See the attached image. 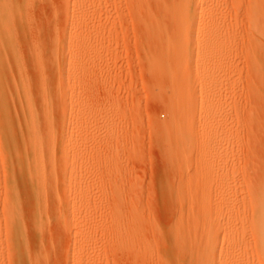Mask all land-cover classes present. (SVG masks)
<instances>
[{
    "label": "rangeland",
    "instance_id": "rangeland-1",
    "mask_svg": "<svg viewBox=\"0 0 264 264\" xmlns=\"http://www.w3.org/2000/svg\"><path fill=\"white\" fill-rule=\"evenodd\" d=\"M173 1L179 0H7L34 110L31 116L21 112L13 130L21 146L27 147L34 133L46 141L53 134L55 141L39 153L44 161L41 182L51 186L42 204L16 173L22 224L18 246L10 241L14 201L6 194L13 154L0 124V264H72L76 252L85 250L86 264H181L169 235L177 216L198 218L186 239L191 249L203 246L209 227L221 228L218 225L227 223L234 209L241 210L237 220L250 225L251 197L259 191L264 195V47L263 52L254 48L253 25L259 20L264 31V6L257 19L259 8L252 0H218L219 19L229 21L232 40L224 58L229 84L223 89L228 96L223 122L228 130L201 139L191 121L184 124V145L167 135L170 87L159 79L156 62L157 49L175 27L168 14ZM71 36L75 45L68 54ZM254 51L260 52L258 63ZM10 61L9 73L14 75ZM76 65L82 71L73 74L68 90L66 75ZM11 75L6 83L12 82ZM60 80L63 86L57 90ZM49 95L56 106L48 128L44 102ZM11 109L16 118L19 107L12 102ZM75 124L73 147L65 153V134ZM79 142L86 146L82 152ZM183 153L188 161L179 164L175 157ZM80 192L90 209L82 208L75 216L72 207ZM114 211L119 215L113 220ZM220 211L223 215L215 217ZM116 224L121 232L115 235ZM136 225L141 226V243L145 241L141 247L139 240H130ZM83 230L84 239L79 238ZM117 240L126 243L125 250ZM241 261L258 262L252 256Z\"/></svg>",
    "mask_w": 264,
    "mask_h": 264
},
{
    "label": "bare ground",
    "instance_id": "bare-ground-1",
    "mask_svg": "<svg viewBox=\"0 0 264 264\" xmlns=\"http://www.w3.org/2000/svg\"><path fill=\"white\" fill-rule=\"evenodd\" d=\"M6 2L7 0H3L0 2V78H2V80L4 79V81L0 82V124L7 132L6 144L8 146V151H11L13 154L11 171H9V175L7 174V178L9 180V182H7L9 183V185L7 186H9V188L6 187V194H9L10 198L12 199V202L14 201L16 203L13 202V207L11 206L10 209V217L12 221L9 233L12 234L11 231L14 232L12 237L9 235L8 236L11 237V242L16 241V244L18 245L19 241L21 240V236L18 233L20 232L19 229L22 224H20L21 226H19V223L21 222H18V217H20V210L18 207L19 202H17L18 190H16V173L18 172V174L25 180L26 184H28V189L31 190V193H34L37 201L42 204L44 197H46L45 195L49 193L51 186H49L48 183L41 182V180L44 178V161L43 156H41L39 153H41V151L45 149V147L52 146L54 144L55 137H53V134L52 136L50 134V141H46V138L44 136L38 137L36 133H34L33 135H31V143L26 147L21 146L17 137V133L13 130L15 122L21 115V112L23 113V116H31L34 114V110L30 94L28 93V79L26 77L25 69L21 61L22 58H19L20 54L18 52L17 42L18 37L14 36L12 32L13 15L10 14L6 9ZM252 2L253 7L255 6L259 8V12H256L257 9L255 11V14L258 15L255 16L258 19L260 14H264V11L261 12V10L264 8L260 9L264 6V0H252ZM218 5H220L218 4V0H179L177 2L173 1L172 5H169L170 7L168 6V14H170L169 17L174 23V25L172 24L173 27H175L172 31L166 34L164 38V44L160 49H157L159 51L157 52L154 49L156 51V62L159 71L156 68L155 69L159 72L160 75V78L159 76L158 78L161 80L163 79V83H166L165 85H169L170 87L169 89H166L170 92V94L167 93L169 97L167 96L165 91H162L168 97V110L172 115L170 127L167 126V128H169V130L167 129L169 132L168 134L166 132L164 133L169 136H173L175 140L182 142L184 145L187 144V139L184 135V126L186 124H190L191 121L195 123L196 129L199 131L201 139L208 135L213 136L215 134L226 132V130H228V126L225 124L226 122H223V119H225L223 118V113H225L224 106L227 104L228 101L226 97H224L227 95L223 94V89H226L228 87L226 86V84L228 83L227 78L224 76L225 72L227 71V67H225L224 58H226L227 56V51L232 44V40L229 35V27L227 26V22L229 21L225 19H219V17L221 18V16L219 15L217 9ZM76 21L77 20H73V23L76 24ZM253 21L254 29L256 30V33H254V48H256L257 46V48L259 47L258 50L260 49V51L263 52L262 49L264 47V31L261 30V26V28L258 26V24L260 23L259 20ZM166 30H169L168 27ZM165 32L166 31H164V33ZM73 40L74 38L71 36L67 48L68 54L74 49L75 43H73ZM159 47L160 46H158V48ZM259 54L260 52L256 53V57L258 58L255 57L256 60H254L257 63L259 62L258 59H260ZM9 60H14V75H11L9 73ZM260 61L262 62V60ZM152 63L154 62H150V65H152ZM257 63L255 64V67H257L258 69L259 66L257 65ZM151 67L154 72L155 69L153 68V66ZM74 68L75 69L70 68V70L67 72L66 76L68 85L73 74L76 72L78 73L79 70L82 71L80 65H76ZM157 71H155L154 74H158ZM63 72L65 73V71L62 69L61 76L64 77L65 74ZM8 74L11 75V83H6L5 81L6 78H9ZM61 76H59L60 79ZM228 80H232V78ZM59 83L60 86H58L57 90H59V88L62 89L63 86L61 80L59 81ZM155 83L156 85L160 84L159 87L162 88L161 86L163 85V83L162 85L161 83H159V81H156ZM165 85L163 87H165ZM75 88L76 86H74L73 91H75ZM67 89L70 90V85L67 87ZM12 102H14L19 107V113L16 118L11 112ZM75 102L76 100L72 101V103ZM44 104L47 112L45 123L46 126L49 128L51 127L50 118L56 104L55 100L50 95L45 98ZM215 105H219L218 110H215ZM77 120L78 119H75V121ZM77 128L78 127L75 124L73 130H71V132L69 130L65 134L66 138L63 147V151L65 153H69L73 147L74 136L76 135L75 133ZM79 144L82 143L79 142ZM83 144L77 145L78 150L81 152L84 151L86 147ZM52 152L54 154L56 150L53 148ZM185 155L186 154L183 153L174 157L176 158V161L178 160V163L181 164L182 161H188V158H186ZM73 177L74 176L72 175V178ZM183 187L184 186L181 184L180 188L177 189L178 193H181L180 191L183 189ZM78 195L75 198V202L72 207V212L75 216L77 214H81L82 208H86L85 210L90 209V207L88 208L85 202L82 201V192H80ZM35 196L33 197V199L35 198ZM250 201L252 216L249 220V226H247V222H244V220L241 221L240 217L239 220L241 222L237 220L238 218L236 217L238 215L236 216V214H241V210L238 208L234 209L231 211V219L227 223L224 222L223 224L218 225V227L221 228L217 230L210 226L209 229L206 231V243H203V246L201 247L197 246L193 249L187 247V244L189 243L186 239L190 237L188 232L191 228V223H195L196 221L198 222V218H196L194 215H190L187 219H185L186 217L182 215L177 216V222L172 226L173 228L170 230L169 235L173 242V246H175V248L180 251L179 257L181 258V264H246L242 263L243 261L241 260L244 258H249L251 256L254 258L257 257L258 262H255V264H264V195L259 191L258 193L254 194V197H251ZM38 202L37 206L39 205L38 207L40 208V203L38 204ZM46 206L47 205H45L44 207L45 210ZM41 212V214H43L44 210H41ZM223 213V211H220L215 215V217L219 218L223 215ZM115 214L119 215V213H115L114 211V215H112L113 220L114 218L118 217V215ZM37 222H39V219L37 220ZM138 225L140 224L138 223ZM84 226L86 227V225H83V227ZM113 226H117V224ZM140 227L141 226H139V228L138 226H134L135 229L133 230V237L132 239L130 238V240L134 241V244L140 243L139 246L141 247V245L145 244V241L144 243H141L143 241L139 239ZM115 228L116 227H114L113 233H115V231L117 232V230H120L118 229V226L116 230ZM85 234V230H83L79 238L84 239ZM247 236L249 244L245 243V239ZM137 240H139L140 242H137ZM118 241L119 240H117V242ZM120 242H122V240L119 241V243ZM123 243H120L119 245L121 246V250L122 248L124 249V247L126 246L124 245L123 247ZM20 244L23 245L22 243ZM183 245H186L187 250L183 247ZM137 246L134 245L133 248H136ZM151 247L152 246H150V249ZM145 248L147 247H144L143 251L145 250ZM135 250H137V248ZM84 252H76L72 264H86V254ZM20 253H22V251H20ZM139 253L137 255H139ZM15 254L17 255V252ZM23 254H25V252ZM146 259L147 258H145V260Z\"/></svg>",
    "mask_w": 264,
    "mask_h": 264
}]
</instances>
